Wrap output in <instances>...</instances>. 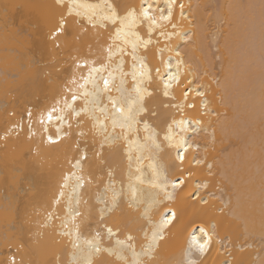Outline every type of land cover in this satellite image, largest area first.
Returning a JSON list of instances; mask_svg holds the SVG:
<instances>
[{
    "label": "snow or ice",
    "instance_id": "obj_1",
    "mask_svg": "<svg viewBox=\"0 0 264 264\" xmlns=\"http://www.w3.org/2000/svg\"><path fill=\"white\" fill-rule=\"evenodd\" d=\"M33 7L6 4L3 11ZM40 7L48 11L28 28L43 29L55 49L85 38L89 44L73 58L55 102L35 120L29 110L26 131L21 117L0 137L24 132L29 155L46 148L64 161L52 203L26 245H63L67 259L57 256L55 264H209L214 251L231 257L225 224L240 221L247 232L257 200L264 229V0L224 6L235 12L219 17L213 39L230 62L215 89L181 54L196 47L200 26L183 0H54ZM234 23L242 28L239 44ZM219 108L246 118L242 157L210 156L215 126L231 119ZM202 134L207 142L195 143ZM197 169L204 178H192ZM4 211L23 224L20 205ZM9 264H17L15 256Z\"/></svg>",
    "mask_w": 264,
    "mask_h": 264
},
{
    "label": "bare ground",
    "instance_id": "obj_2",
    "mask_svg": "<svg viewBox=\"0 0 264 264\" xmlns=\"http://www.w3.org/2000/svg\"><path fill=\"white\" fill-rule=\"evenodd\" d=\"M132 2L139 3V0ZM183 2L186 11L189 6L192 8L193 22L200 26L193 30L196 32L193 37L197 41L196 47L184 49L181 54L182 56L188 54L185 58L191 62L190 70L194 69L204 82L212 83L215 89V78H221L226 74L230 62L223 47L217 51V41L213 39L218 31L219 17H232L235 12L234 9L224 6L258 4L260 0H183ZM53 3L54 0H0V137L10 122L11 112L16 114L21 109L31 108L39 114L36 109L43 111L53 104L58 92L72 74L73 58L88 52L89 41L86 38L82 41H68L60 49H55L43 29L37 32L28 28L30 21L35 22L48 11L40 6ZM6 4H28L36 7L23 10L11 8L5 16L3 6ZM233 31L239 44L241 25L234 23ZM26 42L33 47L31 54L25 51L28 48ZM167 55L165 53V56ZM57 61L60 64L57 65L63 66V70L57 68ZM233 63L235 64L234 61ZM6 71L9 73L7 77ZM163 99L165 98L160 97V100ZM213 107H218V99L214 101ZM219 111L221 113L228 111L231 119L215 126V150L210 152V156L221 159L236 155L242 157L246 152L250 135L245 123L246 118L243 112L235 113L224 108H219ZM212 119L215 120L216 117L213 116ZM254 132L258 141L259 129H254ZM206 135L209 134H202L195 143H206L204 138ZM29 147L30 142L23 136L4 142L0 138V264H8L9 250L13 247L23 249L21 259L24 264H55L57 256L67 259L62 255L63 245L33 244L29 247L25 244V241L31 239L32 233L41 226L48 206L52 203L53 193L61 181L64 168L60 153L45 148L37 157L35 152L29 155ZM192 178L199 180L204 178V174L197 169V175ZM17 204L26 212L22 225L17 221L14 212L4 211L6 207ZM253 215L255 222L249 225L247 232L241 227L240 221L229 219L226 222L224 231L231 235L232 241H236L233 245L234 254L227 257L223 252L214 251L205 258L209 264H219L225 259H230L231 264H264V229L260 226L258 200ZM240 240L243 242H239ZM241 245L244 246V251H239ZM179 247L180 240L177 234L172 250L178 251Z\"/></svg>",
    "mask_w": 264,
    "mask_h": 264
},
{
    "label": "built area",
    "instance_id": "obj_3",
    "mask_svg": "<svg viewBox=\"0 0 264 264\" xmlns=\"http://www.w3.org/2000/svg\"><path fill=\"white\" fill-rule=\"evenodd\" d=\"M31 110L32 114H33V119L35 120V118L39 115V114H36L31 108L30 109H27L25 111H23L22 113H16L14 114L13 112L10 113V122L7 126V128L11 127V125L16 122V121H19L21 119V117H24V120H23V124H24V130L26 131L27 130V112ZM35 127V125H34ZM7 128L5 129V131L7 130ZM3 136V134H2ZM1 136V137H2ZM24 137V132H21L19 137ZM11 138H17L16 136H11L9 137V139ZM1 141L4 142L5 140L1 138ZM59 221H56V224H58ZM18 248H19V251H18ZM12 256H15L16 259H17V264L20 263L21 261V248L20 247H13L10 249V253H9V256H8V259H7V263L9 264L10 262V258Z\"/></svg>",
    "mask_w": 264,
    "mask_h": 264
},
{
    "label": "rangeland",
    "instance_id": "obj_4",
    "mask_svg": "<svg viewBox=\"0 0 264 264\" xmlns=\"http://www.w3.org/2000/svg\"><path fill=\"white\" fill-rule=\"evenodd\" d=\"M209 13H211V10H210ZM25 44H26L27 47H28V48L25 50L26 53L31 54V51L33 50V47H32L29 43H27V42H26ZM54 63H56V62H54ZM57 64H59L58 61H57L56 65H57ZM59 65H60V64H59ZM54 66H55V65H54ZM58 67H59V66L57 65V68H58ZM62 67H63V66H62ZM62 67L60 66L59 68H61V70H63ZM57 68H56V69H57ZM21 110H22V111H21ZM21 110H20V112H18V113H22L25 109H21ZM36 111H37V112H38V111L41 112L39 109H36ZM8 121H9V120H8ZM7 123H8V122H7ZM239 242H243V241L240 240ZM232 244H233V245L236 244V241L233 240V241H232ZM22 251H23V249L21 248V253H22ZM9 253H10V250H9ZM233 254H234V246H233V249H232V255H231V256H233ZM8 255H9V254H8ZM225 256H226V255H225ZM21 257H22V256H21Z\"/></svg>",
    "mask_w": 264,
    "mask_h": 264
}]
</instances>
